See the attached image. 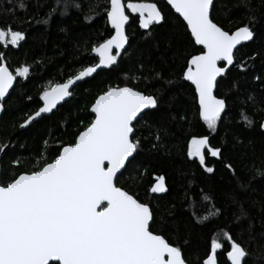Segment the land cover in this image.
Wrapping results in <instances>:
<instances>
[{
  "label": "snow or ice",
  "instance_id": "snow-or-ice-1",
  "mask_svg": "<svg viewBox=\"0 0 264 264\" xmlns=\"http://www.w3.org/2000/svg\"><path fill=\"white\" fill-rule=\"evenodd\" d=\"M166 2L186 22L193 47L200 46L186 59L182 79L194 86L198 117L215 133L227 108L226 98L216 94L221 83L218 78H224L231 67L246 71V61H238L235 51L243 42L254 39L256 33L252 21L255 16H250L249 23L233 31L216 21L214 0ZM7 3L10 7L0 8V17L8 21L0 24V48L5 49L21 46L27 36L16 17L18 10H26L25 0H7ZM70 7L79 9L80 5L76 0H54L49 13L38 22L48 24L54 13L64 15ZM105 11L114 34L92 47L98 63L84 68L66 82L44 90L39 96L42 106L24 119L19 126L21 129L43 114L52 113L62 101L72 97V89L78 82L92 77L98 69L118 64V58L126 53L129 43L125 26L130 22V14L132 18L138 15L139 28L149 34L165 19L155 2L110 0ZM28 75V66L17 68L15 72L10 70L5 52L0 51V111L4 110L2 102L13 89L17 77ZM156 78L163 79L161 73H156ZM254 79L259 81L260 76ZM174 100L172 97L169 104ZM247 102L256 104L257 97L249 94ZM161 103L159 90L150 94L127 84L108 86L91 105L94 119L86 125L80 121L82 128L69 141L56 140L50 144V140H45L41 155L32 158L35 163L27 171H16L22 164L20 158L12 160L5 168L3 158L12 145L0 143V264H187L178 234L174 239L166 235L178 233L174 214L169 213L172 224L163 218L158 220L154 208L149 202H142L135 188L118 186L120 177L129 167L138 171L136 157L142 145L136 135L137 127L141 122L153 127L148 118ZM240 115L248 126L253 124L245 111ZM155 127L152 147L159 148L166 129L163 124ZM260 127L264 129V122ZM186 155L198 160L209 174L215 169L207 165V158L223 159L222 149L214 146L208 135H192L187 141ZM225 167L235 175L231 164ZM133 183H136L135 178ZM168 191L165 177H156L150 192ZM201 200L208 207L198 218L194 216L197 223L221 214L209 195L202 194ZM218 236L224 240L212 238L209 251L200 264H219L221 253L230 264H247V248L229 231ZM224 241L228 242V247Z\"/></svg>",
  "mask_w": 264,
  "mask_h": 264
},
{
  "label": "trees",
  "instance_id": "trees-1",
  "mask_svg": "<svg viewBox=\"0 0 264 264\" xmlns=\"http://www.w3.org/2000/svg\"><path fill=\"white\" fill-rule=\"evenodd\" d=\"M25 2L26 10H18L16 17L27 33L26 40L19 47L0 48L13 72L29 67L26 78L17 77L0 119V143L12 145L3 158L5 168L20 158L22 164L16 171L31 170L35 163L32 158L41 155L45 140L51 144L73 139V134L82 128L80 121L86 125L94 119L91 105L108 86L127 84L150 94L159 90L162 103L148 118L153 127L143 122L137 127L136 135L142 145L136 157L138 171L129 167L118 186L135 188L142 202H149L154 208L158 220L163 218L172 224L169 213L174 214L178 233L166 235L174 239L178 234L187 264H200L209 251L210 240H224L218 236L223 231H229L248 249L247 264H264V129L260 127L264 122V0H215L217 22L234 31L255 16L252 24L256 33L253 41L235 54L238 61H246V71L232 67L220 79L216 94L226 98L227 108L215 133L199 119L194 87L182 79L186 59L199 47H193L186 24L164 0H133L157 3L164 21L149 34L139 28L138 15L132 18L129 13V47L118 58V64L78 85L73 96L52 115L22 130L20 124L42 105V92L98 63L92 47L113 35L105 11L109 0H76L79 9L70 7L64 15L56 12L48 24L38 21L46 17L54 0ZM8 7L7 0H0V8ZM7 22L0 17V24ZM253 56L255 59H250ZM156 73H161L163 79L156 78ZM255 76H260V80H255ZM169 80L173 83L168 84ZM249 94L257 97L256 104L247 102ZM172 97L175 100L169 104ZM241 111L253 119L251 126L242 121ZM159 124L165 126L166 133L161 147L153 148L155 126ZM192 135H208L211 143L222 149V160L210 156L206 160L208 166L214 167L213 173H206L198 160L187 157V141ZM226 164L232 165L235 175ZM160 175L165 177L169 191L153 194L150 188ZM202 194L212 198L221 214L197 223L194 216L198 218L208 207L201 200ZM155 227L158 229L159 224ZM224 244L228 247V242ZM219 264H230L222 253Z\"/></svg>",
  "mask_w": 264,
  "mask_h": 264
},
{
  "label": "water",
  "instance_id": "water-1",
  "mask_svg": "<svg viewBox=\"0 0 264 264\" xmlns=\"http://www.w3.org/2000/svg\"><path fill=\"white\" fill-rule=\"evenodd\" d=\"M164 1L166 2V0H164ZM109 2H110V0H109ZM123 2H124V0H123ZM214 2H215V0H214ZM124 3H125V2H124ZM166 3H167V2H166ZM167 5H168V4H167ZM168 6L171 8L170 5H168ZM171 9H172V8H171ZM172 10H173L174 13H175V10H174V9H172ZM126 13H127V9H126ZM175 14H176L177 16H179V14H177V13H175ZM179 17H180V16H179ZM180 18L183 20L182 17H180ZM183 22H184V21H183ZM184 23L186 24V22H184ZM129 24H130V22H129ZM129 24L125 26V27H126V34H127V28H128V26H129ZM109 26H110V24H109ZM110 28H111V26H110ZM111 30L113 31V34H114V30H113L112 28H111ZM252 41H253V40H252ZM252 41L243 42L241 45L238 46V50H239L241 47H243V46H245V45L251 43ZM128 47H129V43H128V45H126V50L128 49ZM197 47H200V46H197ZM114 51H115V50H114ZM236 52H237V51H235V54H236ZM123 54H124V53H123ZM123 54H122V55H123ZM94 55L96 56L95 53H94ZM96 57H97V56H96ZM97 58H98V57H97ZM231 68H232V67H231ZM109 69H111V68H102V69H98L97 72L94 73L92 77L86 78L85 80L78 82L77 86L80 85L81 83H83V82L89 80V79H92V78H93L94 76H96L99 72L106 71V70H109ZM218 79H221V78H218ZM186 82L189 83V84L191 85V83H190L189 81H186ZM77 86H76V87H77ZM191 86H193V85H191ZM14 87H15V83H14L13 89H14ZM76 87H74V88L72 89V91H73ZM193 87H194V86H193ZM13 89H10V90H9V94H8V96H6V97H5V100L2 102L3 104H4L5 101L8 99V97H9V95L11 94V92L13 91ZM216 91H217V90H216ZM67 99H68V98H66V101H67ZM66 101H62V102L57 106V108L53 110L52 113H49V114H43L40 118L36 119V120H35L33 123H31L29 126H31V125H33L35 122L39 121L42 117L52 115V114H53V113H54V112H55L60 106H62ZM41 106H42V105H41ZM3 113H4V110H3V111H0V119H1V117H2V115H3ZM90 113H91V111H90ZM33 115H34V114H33ZM91 115L94 116L93 113H91ZM29 126L23 128L22 130L27 129ZM155 194H157V195H163V194H165V193H155ZM50 264H51V262H50Z\"/></svg>",
  "mask_w": 264,
  "mask_h": 264
}]
</instances>
